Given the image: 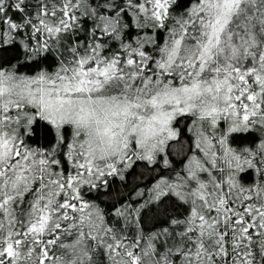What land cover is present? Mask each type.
<instances>
[{
    "label": "snow or ice",
    "instance_id": "6c2138e0",
    "mask_svg": "<svg viewBox=\"0 0 264 264\" xmlns=\"http://www.w3.org/2000/svg\"><path fill=\"white\" fill-rule=\"evenodd\" d=\"M0 264H264V0H0Z\"/></svg>",
    "mask_w": 264,
    "mask_h": 264
}]
</instances>
